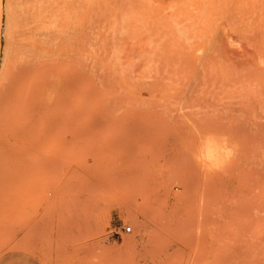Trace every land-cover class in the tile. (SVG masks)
<instances>
[{
	"label": "rangeland",
	"instance_id": "1",
	"mask_svg": "<svg viewBox=\"0 0 264 264\" xmlns=\"http://www.w3.org/2000/svg\"><path fill=\"white\" fill-rule=\"evenodd\" d=\"M20 63L0 264H264V0H0Z\"/></svg>",
	"mask_w": 264,
	"mask_h": 264
},
{
	"label": "bare ground",
	"instance_id": "2",
	"mask_svg": "<svg viewBox=\"0 0 264 264\" xmlns=\"http://www.w3.org/2000/svg\"><path fill=\"white\" fill-rule=\"evenodd\" d=\"M24 63H20L15 66L12 65L11 67L10 64L9 68H7V70L5 69L4 71V74H6L4 80L7 81L6 82L4 81V84H2L3 86L0 87V133H33V131H35L34 129H36V133H38L37 128H39V126L36 125H38L41 122V119L44 120V117H42L44 113L42 112H44V109L46 108V102H44L43 100H39L38 97H41V95L44 94V90L46 89L45 86L46 84L42 85V81H41L42 77L41 78L32 77V73H34L33 64L26 65ZM29 76L32 77L33 79H30ZM34 79H35L36 88L32 87L33 86L32 80ZM33 94L34 97H36L37 99L32 98ZM40 114L42 116H39ZM38 117L41 118L38 119ZM35 118H37V120ZM34 119L36 121H34ZM38 120H40V122ZM33 121L39 123L36 125L34 124V126H32ZM44 122L45 121H43L42 123ZM57 123L56 125H54L56 126V128H58ZM218 126L220 127V125L215 124L211 130L213 131L216 130V128L214 127H218ZM42 129H46V128L44 127ZM42 129H39L38 131H42ZM203 131H205V129ZM225 131L226 129L224 130V132Z\"/></svg>",
	"mask_w": 264,
	"mask_h": 264
},
{
	"label": "crops",
	"instance_id": "3",
	"mask_svg": "<svg viewBox=\"0 0 264 264\" xmlns=\"http://www.w3.org/2000/svg\"><path fill=\"white\" fill-rule=\"evenodd\" d=\"M67 264H90V263L75 261V262H70V263H67Z\"/></svg>",
	"mask_w": 264,
	"mask_h": 264
},
{
	"label": "built area",
	"instance_id": "4",
	"mask_svg": "<svg viewBox=\"0 0 264 264\" xmlns=\"http://www.w3.org/2000/svg\"><path fill=\"white\" fill-rule=\"evenodd\" d=\"M131 229H132V227L129 226V225L124 227V230H125V231H131Z\"/></svg>",
	"mask_w": 264,
	"mask_h": 264
}]
</instances>
